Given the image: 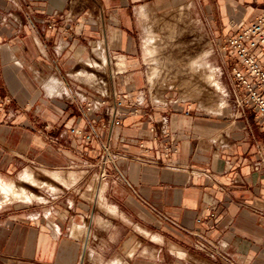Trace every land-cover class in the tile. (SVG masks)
Returning a JSON list of instances; mask_svg holds the SVG:
<instances>
[{
	"label": "crops",
	"instance_id": "crops-1",
	"mask_svg": "<svg viewBox=\"0 0 264 264\" xmlns=\"http://www.w3.org/2000/svg\"><path fill=\"white\" fill-rule=\"evenodd\" d=\"M191 1L0 0V178L38 172L94 197L104 145L112 158L97 209L73 198L37 223L0 204V264H264L260 115L147 91L144 13ZM200 1L216 39L264 12V0ZM94 100L104 106L92 113Z\"/></svg>",
	"mask_w": 264,
	"mask_h": 264
},
{
	"label": "rangeland",
	"instance_id": "rangeland-1",
	"mask_svg": "<svg viewBox=\"0 0 264 264\" xmlns=\"http://www.w3.org/2000/svg\"><path fill=\"white\" fill-rule=\"evenodd\" d=\"M209 2L213 3L212 0H209ZM201 3L200 0H193L191 2H178L176 6H163L162 9H158L157 7L147 8L150 11L149 16L146 17L145 28L148 35L145 37V40H148L150 33L156 34L158 39L156 46L159 49L155 61L158 63V68L161 67L159 81L157 84L152 85L149 75L152 64L145 57V68L148 75L147 91L152 93V97H155L154 99L158 102L163 101L162 97L167 91H171V95L174 96L175 100L182 99L188 102H195L200 104L202 109L210 112L213 111L217 115L226 112L234 113V110L232 111L231 108L234 109L239 105L234 92V80L231 73L234 60L224 50L228 37L216 39V37L209 36V32L206 31L205 17L201 15ZM183 22L185 23V27H188V29H184L185 32L180 31L179 28L180 23ZM199 27L200 31H202V36L196 31ZM194 38L199 39L201 45L190 52L187 45ZM205 53H207L206 56H204ZM204 63L208 65L207 70L197 68V65ZM192 65H195L194 71L190 69ZM209 74H212V76L210 75L209 77ZM222 102L225 105L219 111L217 105ZM214 108L218 109L216 111L218 113L215 112ZM30 175L36 179L39 185H32L31 181L25 177L26 175L23 179L22 177H16V174L10 175L9 178L15 180L14 183L17 187H24L29 192L37 195L38 199L35 198L32 202L25 203L19 200L9 201L0 193V204L9 203L10 207L15 208L17 214L25 212L31 217V220H37V223H40L38 220L40 219V212L45 209H48V212H53L58 209L56 206L58 204L63 208L75 207L73 198L82 202L83 199L86 200L87 196L90 198L89 201L92 208L95 207L97 209L103 206L102 195L99 193L101 192L102 179L96 181L93 188L95 195L92 197V194L90 195L89 193L88 196V193H86L84 183L64 188L53 185L54 181H52V178L55 177L52 175H49V178H45L42 173L38 172H30ZM65 177L67 176L65 175ZM43 181H46V184H43ZM49 220L51 222L54 221L52 218H49ZM139 246H133L131 248L132 252L137 251Z\"/></svg>",
	"mask_w": 264,
	"mask_h": 264
},
{
	"label": "built area",
	"instance_id": "built-area-1",
	"mask_svg": "<svg viewBox=\"0 0 264 264\" xmlns=\"http://www.w3.org/2000/svg\"><path fill=\"white\" fill-rule=\"evenodd\" d=\"M224 50L230 54L234 63L231 73L234 80V92L239 106L252 105L256 113L264 122V64L260 53H264V12L240 29L235 35L227 38ZM144 95L137 98L135 104L139 108L144 103ZM123 99L115 102V107L109 112V128L119 127L121 119L118 108L123 104ZM104 102L94 100L89 103L88 110L92 113L99 112ZM70 133L86 141L93 139V134L84 128H71ZM101 157V179H106V165L112 159L109 144L104 145ZM214 218L215 213H211Z\"/></svg>",
	"mask_w": 264,
	"mask_h": 264
},
{
	"label": "bare ground",
	"instance_id": "bare-ground-1",
	"mask_svg": "<svg viewBox=\"0 0 264 264\" xmlns=\"http://www.w3.org/2000/svg\"><path fill=\"white\" fill-rule=\"evenodd\" d=\"M186 7H188V6H186ZM189 9V8H188ZM187 10V9H186ZM145 11V10H144ZM149 11L150 10H146L145 11V13H144V15H146V17H148L149 15ZM153 13V12H152ZM142 14V13H141ZM178 17V16H177ZM179 18V17H178ZM184 18V17H183ZM143 19V18H142ZM175 19V18H174ZM182 20V19H181ZM174 21V20H173ZM180 21V20H179ZM183 21V20H182ZM195 22V21H194ZM171 23V22H170ZM195 24V23H194ZM180 27V31H182V32H185L184 31V29L185 28H187L188 29V27L186 26L185 27V23L183 22V23H180V25H179ZM186 30V29H185ZM192 31H194L193 29H192ZM197 33L198 34H201V36H202V31H200V27L199 28H197ZM194 33H195V31H194ZM193 33V34H194ZM200 37V36H199ZM204 37V36H203ZM190 39V38H189ZM188 39V40H189ZM157 36H156V34H154V33H150V35H149V38H148V40L146 41V43H145V55H146V57H147V59L149 60V61H151V64H152V67H151V70H150V83H152V85H154V84H157L158 83V79L160 78V76L161 75H159L160 74V68H158V63L155 61L156 60V56L158 55V49H159V47L158 46H156V42H157ZM184 40V39H183ZM186 40V39H185ZM183 44V43H182ZM186 45V44H185ZM201 45V42H199V39L197 40V39H192L191 40V42L190 43H188V45H187V47L189 46V49H188V51L190 50V52H192V51H194L198 46H200ZM185 48H186V46H185ZM186 50H187V48H186ZM194 53V52H193ZM203 53V52H202ZM207 55V53H205V55L204 56H206ZM203 57V56H202ZM192 62V61H191ZM198 63V62H197ZM195 64V63H194ZM194 67H195V65H192V67L190 66V69L192 70V71H194ZM207 67H208V65H205V63L204 64H200V65H197V68H199V69H206L207 70ZM198 69V70H199ZM210 69V68H209ZM196 71V70H195ZM211 71V70H210ZM208 72V71H207ZM193 73V72H192ZM195 73V72H194ZM212 73V72H211ZM84 74V73H83ZM196 74V73H195ZM85 75V74H84ZM197 75V74H196ZM207 75V74H206ZM210 75L212 76V74H209V77H210ZM90 76V75H89ZM195 76V75H194ZM214 101V100H213ZM215 104V103H214ZM224 105H225V103L224 102H222V103H220L219 105H217V107H218V109H219V111L220 110H222V108L224 107ZM207 107V106H206ZM213 109V108H212ZM215 109V108H214ZM218 109H215V112L216 111H218ZM213 112V111H212ZM216 113H218V112H216ZM56 174V173H55ZM26 176L25 177H27L30 181H31V183H32V185H34V186H37V185H39V183L36 181V179L35 178H33L31 175H30V173H26L25 174ZM60 178H62V177H60ZM22 179H23V177H22ZM53 179V178H52ZM15 181V180H14ZM26 181H27V179H26ZM25 182V181H24ZM41 186V185H40ZM32 187V186H31ZM51 189V188H50ZM0 193H2L3 195H4V197L7 199V200H9V201H11V200H19V201H23V202H31V201H33V199H38V196L37 195H35L34 193H32V192H29L26 188H24V187H17L16 185H15V183L13 182V181H6V180H3V179H1L0 178ZM101 197V196H100ZM40 198V197H39ZM98 220V219H97Z\"/></svg>",
	"mask_w": 264,
	"mask_h": 264
}]
</instances>
